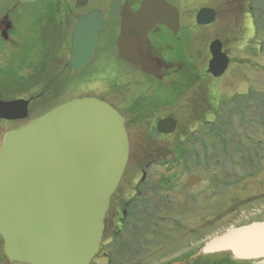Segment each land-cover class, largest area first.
I'll return each instance as SVG.
<instances>
[{
	"label": "flooded vegetation",
	"instance_id": "1",
	"mask_svg": "<svg viewBox=\"0 0 264 264\" xmlns=\"http://www.w3.org/2000/svg\"><path fill=\"white\" fill-rule=\"evenodd\" d=\"M143 1L36 0L32 4H22L20 0L0 1V114L9 116V119L0 117V146L8 133L25 127L63 104L88 97L97 98L114 107L126 119L128 132H145V128L158 132V123L165 119L176 121V132L179 125L176 112L180 110L185 113V106L180 102L184 94L192 88L194 81L186 85L183 80L190 78V74L195 71L192 51L194 34L213 25H197V14L195 18L184 19L176 5L177 0H166L179 12V30L173 32L166 25H158L148 34L150 56L153 59L161 58L163 63L160 68L154 69L156 74L145 73L118 56L122 14L125 9L136 12ZM181 1L188 5L192 0ZM260 1L264 4V0ZM220 5L219 11L204 5L199 7L197 13L206 7L214 9L216 21L222 18L226 30L235 20L238 30L243 26L238 33L241 39H248L253 35L255 25L259 21V0H220ZM92 14H99L100 17L89 16ZM84 17L88 18L82 20ZM27 20L34 26V32L29 39L23 41L20 29L21 24ZM233 30L236 32L235 27ZM74 45L78 46L81 53L77 69L69 65ZM85 62L88 63L83 67ZM124 66L149 77L147 85L140 92L134 93L133 84L138 82L131 81L122 71ZM167 84L173 85L179 95L177 99L171 97ZM201 85L199 95L187 102L189 105L186 115L195 118L194 125L209 127L214 124L216 132L238 133L235 136L238 142L233 151L239 169L238 176L234 182L222 180V185L236 186L234 202L227 207L228 214H245L246 222L264 218V211L257 208L255 201L257 182H251L257 180V175L253 172L256 170L258 174L256 164H260V168L264 164V146L260 142L256 144L254 138L255 132H258V120L255 117L248 118L257 110L258 105L263 103L259 102L258 97L249 95L225 98L211 96L208 87ZM180 88H183L182 91ZM21 89L26 90L25 94H20ZM19 100L27 103L28 117L24 120L17 119L22 114L19 105H15ZM224 114L227 115L222 118ZM150 121L154 123L153 128L149 124ZM243 132L251 133V138L242 139ZM239 137L246 144L241 143ZM223 154H220V158H224L227 165L231 162H227L230 152L228 154L224 149ZM151 165L148 164L146 169ZM143 177L141 185L147 182V176ZM140 190L142 191L135 194L139 199L147 200L144 197L146 187L143 186ZM136 211L142 214L133 202L123 205L122 201L115 209H110L104 236L107 235L111 249L121 244L131 247L146 243L147 232L142 234L143 239L138 237L141 241H134V244L118 239L123 228H129L131 225L129 218H136ZM137 219L146 227V221ZM138 229L139 227L135 226L132 232L137 233ZM225 259L221 257L213 261ZM186 263L196 262L188 260Z\"/></svg>",
	"mask_w": 264,
	"mask_h": 264
},
{
	"label": "water",
	"instance_id": "2",
	"mask_svg": "<svg viewBox=\"0 0 264 264\" xmlns=\"http://www.w3.org/2000/svg\"><path fill=\"white\" fill-rule=\"evenodd\" d=\"M122 18L118 40L122 59L156 74L154 69L163 60L150 56L148 34L157 25L178 32V11L165 0H144L136 12L125 9ZM215 18L214 10L203 8L196 21L207 26ZM209 50L208 73L220 78L228 69V55L220 40L213 41ZM80 55L74 45L70 67L78 68ZM16 104L22 110L17 119H26L27 103ZM125 122L110 105L86 98L62 105L5 136L0 149V238L7 264H90L99 254L110 199L130 157ZM175 129L173 119L158 123L159 134L170 135ZM201 182V177L192 175L187 184L194 188ZM215 254L264 264V222L210 240L201 255Z\"/></svg>",
	"mask_w": 264,
	"mask_h": 264
},
{
	"label": "rangeland",
	"instance_id": "3",
	"mask_svg": "<svg viewBox=\"0 0 264 264\" xmlns=\"http://www.w3.org/2000/svg\"><path fill=\"white\" fill-rule=\"evenodd\" d=\"M176 5L181 11V16L186 20L195 18L199 7L204 5L221 9L220 0H192L188 5L177 0ZM259 11L258 16L261 17V21L256 23L253 35L248 39L243 40L238 36L243 26L238 30L237 22L233 20L234 24L230 23L229 27L225 25L226 30L222 18L214 26L195 32L192 51L197 71L192 73L191 79L194 80L192 88L184 94L180 102L185 106V113L180 110L176 112L179 121L176 132L170 136H159L157 132L146 128L145 132H129L130 159L121 184L113 197L111 209H115L120 201L123 205L133 202L142 214L136 211V218H129L131 225L122 231L118 239L134 244V241H141L139 236L143 239L142 234L150 230L149 226H155V229L150 230L152 236L146 237V243L131 245L134 254L130 249L121 252L122 262L118 263L107 260L104 255L116 249L110 250L106 235L102 242V252L93 264H187L188 260L203 256L200 252L209 239L239 226L240 216L235 215V212L228 214L227 211V207L234 202L236 186L222 185V180L234 182L238 176L239 169L233 157L234 146L238 142L235 136L238 133L216 132L214 124H210L209 127L194 125L195 118L186 115V108L189 99L199 95L201 84V87H208L211 96L225 98L249 95L262 96L264 100V21L262 22L264 4L260 5ZM234 27L236 32L233 30ZM33 32L34 26L30 21L21 24L20 37L23 41L29 39ZM215 39L223 42L225 52L231 59L227 73L218 80L213 78L212 80L206 75L208 62L211 59L209 45ZM122 71L131 81L138 82L133 84L134 93L140 92L147 85L149 77L146 74L128 66H124ZM25 92V89H21L20 94ZM225 115L227 114L222 118ZM251 117L258 120L255 142L256 144L260 142L264 146V104L258 105L257 110L248 116ZM149 124L153 128V121ZM241 137L247 140L248 137L251 138V133L243 132ZM242 139L240 138V142L246 144ZM225 146L227 148H224ZM224 149L228 154L230 152L227 162H231L227 165L224 163V158H220ZM151 162L154 164L151 165ZM148 164L151 166L146 169ZM256 167L259 170L258 174L255 169L253 172L257 175V180L251 182H257L258 192L254 194L257 196L255 201L257 208L263 212L264 164L261 168L260 164H256ZM144 171L147 174V182H143L147 189L144 194L147 201L139 199L135 194L143 189L141 178ZM193 174L202 176L203 182L196 188L189 189L186 181ZM137 218L143 222L151 221L152 224L142 226ZM135 226L139 227L137 233L132 232ZM166 230L169 232L162 233ZM208 259L214 260L213 257ZM0 264H5L1 258Z\"/></svg>",
	"mask_w": 264,
	"mask_h": 264
},
{
	"label": "trees",
	"instance_id": "4",
	"mask_svg": "<svg viewBox=\"0 0 264 264\" xmlns=\"http://www.w3.org/2000/svg\"><path fill=\"white\" fill-rule=\"evenodd\" d=\"M199 264H234V262H230V261H227L225 263H222V262H212V260H209L208 258H204L203 260H201L199 262Z\"/></svg>",
	"mask_w": 264,
	"mask_h": 264
},
{
	"label": "bare ground",
	"instance_id": "5",
	"mask_svg": "<svg viewBox=\"0 0 264 264\" xmlns=\"http://www.w3.org/2000/svg\"><path fill=\"white\" fill-rule=\"evenodd\" d=\"M118 56L119 58L122 59V56L120 55V52L118 51ZM124 60V59H123ZM132 65V64H131ZM146 73V72H145ZM167 86H169V91H170V94H171V97H176V99L179 97L178 93L176 92L175 89H173V85L172 84H167Z\"/></svg>",
	"mask_w": 264,
	"mask_h": 264
}]
</instances>
